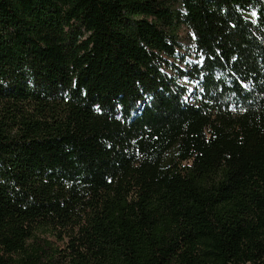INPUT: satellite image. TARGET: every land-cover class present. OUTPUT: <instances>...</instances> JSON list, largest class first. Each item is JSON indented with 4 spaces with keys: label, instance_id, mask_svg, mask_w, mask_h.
<instances>
[{
    "label": "trees",
    "instance_id": "16d2710c",
    "mask_svg": "<svg viewBox=\"0 0 264 264\" xmlns=\"http://www.w3.org/2000/svg\"><path fill=\"white\" fill-rule=\"evenodd\" d=\"M0 264H264V0H0Z\"/></svg>",
    "mask_w": 264,
    "mask_h": 264
},
{
    "label": "rangeland",
    "instance_id": "374dc122",
    "mask_svg": "<svg viewBox=\"0 0 264 264\" xmlns=\"http://www.w3.org/2000/svg\"><path fill=\"white\" fill-rule=\"evenodd\" d=\"M184 27L181 29L182 31L180 32L181 33V39L183 40L184 38ZM169 151V155H170V164L172 163V161L176 158L177 156V150H176V144H173L172 146L169 147L168 149ZM41 234H44V236L50 240L52 242V247H60L61 246V243L56 241L54 237H52L50 234L48 233H44L42 232Z\"/></svg>",
    "mask_w": 264,
    "mask_h": 264
}]
</instances>
